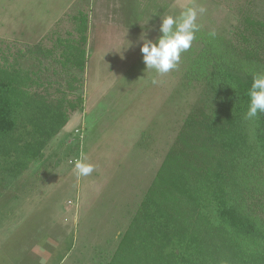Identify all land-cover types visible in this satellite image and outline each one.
I'll use <instances>...</instances> for the list:
<instances>
[{
    "label": "rangeland",
    "instance_id": "1",
    "mask_svg": "<svg viewBox=\"0 0 264 264\" xmlns=\"http://www.w3.org/2000/svg\"><path fill=\"white\" fill-rule=\"evenodd\" d=\"M99 1L0 0V62L2 55L19 59L21 67L52 83L51 92L65 84L60 65L20 54L26 45L50 48L69 36L80 12L92 26L84 110L71 115L19 178L0 176V264H107L185 118L214 101L205 82L187 76L199 41L175 69L157 74L146 69L140 51L142 34L154 42L161 35L162 20L147 17L148 1ZM188 7L206 9L197 17L199 31L235 42L244 12L264 18V0H176L165 16ZM82 154L94 171L77 177L74 162Z\"/></svg>",
    "mask_w": 264,
    "mask_h": 264
},
{
    "label": "trees",
    "instance_id": "2",
    "mask_svg": "<svg viewBox=\"0 0 264 264\" xmlns=\"http://www.w3.org/2000/svg\"><path fill=\"white\" fill-rule=\"evenodd\" d=\"M243 14L236 42L196 34L202 47L187 76L205 82L214 101L185 118L107 264H264V113L245 118L252 75L264 72V18ZM74 18L69 36L19 56L60 65L67 77L53 92L19 59L1 57L2 177L19 178L85 108L89 16Z\"/></svg>",
    "mask_w": 264,
    "mask_h": 264
},
{
    "label": "clouds",
    "instance_id": "3",
    "mask_svg": "<svg viewBox=\"0 0 264 264\" xmlns=\"http://www.w3.org/2000/svg\"><path fill=\"white\" fill-rule=\"evenodd\" d=\"M205 11L204 7L198 9L188 7L182 10L178 16L161 17L162 22L159 28L161 35L155 42L148 39L146 34H142L140 51L143 54L146 69L155 70L157 74L161 75L175 69L181 60V54L190 49L195 34L199 31L198 15ZM124 47H131V43L128 41ZM152 82L157 83L155 79ZM248 96L249 106L245 118L253 120L257 118L258 114L264 113V72L252 75ZM93 171L94 165L87 162V158L83 154L74 162V173L77 177L88 176Z\"/></svg>",
    "mask_w": 264,
    "mask_h": 264
},
{
    "label": "crops",
    "instance_id": "4",
    "mask_svg": "<svg viewBox=\"0 0 264 264\" xmlns=\"http://www.w3.org/2000/svg\"><path fill=\"white\" fill-rule=\"evenodd\" d=\"M89 1H90V3H93V4H95V2L97 3V0H89ZM103 1L108 2V3H109V1L113 2V0H101L99 2L101 3ZM147 1H148V3H146V6H145L146 7L145 8L146 13L148 15L147 17L153 18V21L155 23L161 21V17H164L166 15V13L167 14L170 13L171 10L173 9V6L175 8V5H176V0H147ZM140 5H141V2H140ZM108 9H110V7L105 9V10H107L105 13L108 12ZM152 27H150L149 29H151ZM91 28H92V26L89 23V29H91Z\"/></svg>",
    "mask_w": 264,
    "mask_h": 264
}]
</instances>
